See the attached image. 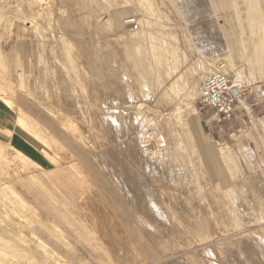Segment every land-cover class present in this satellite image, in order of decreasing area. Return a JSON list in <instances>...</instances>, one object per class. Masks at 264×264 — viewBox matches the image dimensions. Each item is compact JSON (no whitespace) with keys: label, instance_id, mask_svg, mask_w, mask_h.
Returning <instances> with one entry per match:
<instances>
[{"label":"rangeland","instance_id":"374dc122","mask_svg":"<svg viewBox=\"0 0 264 264\" xmlns=\"http://www.w3.org/2000/svg\"><path fill=\"white\" fill-rule=\"evenodd\" d=\"M218 1L209 61L173 0H0V100L61 142L21 115L48 168L0 144V264H264V0ZM217 62L231 121L197 99Z\"/></svg>","mask_w":264,"mask_h":264},{"label":"crops","instance_id":"0c3cea01","mask_svg":"<svg viewBox=\"0 0 264 264\" xmlns=\"http://www.w3.org/2000/svg\"><path fill=\"white\" fill-rule=\"evenodd\" d=\"M173 1L200 57L209 61L222 58L228 48L219 22L221 2L218 0ZM246 103L249 106L252 104L251 101ZM21 115H29L41 133L61 143L56 136H52L50 126L44 123L40 116L20 103V99L13 98L11 107L0 100V144L8 146L13 153H19L27 158L34 168L47 169V161L38 145L40 141L29 137L25 128L19 125L18 120L22 119ZM83 171L86 173L85 168ZM108 214L115 219L111 212L108 211ZM119 226L121 227L120 224Z\"/></svg>","mask_w":264,"mask_h":264},{"label":"built area","instance_id":"2783aa9c","mask_svg":"<svg viewBox=\"0 0 264 264\" xmlns=\"http://www.w3.org/2000/svg\"><path fill=\"white\" fill-rule=\"evenodd\" d=\"M129 24H133V21ZM256 95L263 97L264 89H259ZM239 96L221 62L215 63L207 70L197 90L199 104L212 110L221 121L235 119Z\"/></svg>","mask_w":264,"mask_h":264},{"label":"bare ground","instance_id":"6f19581e","mask_svg":"<svg viewBox=\"0 0 264 264\" xmlns=\"http://www.w3.org/2000/svg\"><path fill=\"white\" fill-rule=\"evenodd\" d=\"M249 4V3H248ZM247 5V4H246ZM251 5V4H250ZM247 12V11H246ZM253 12V11H252ZM250 13V12H249ZM254 13V12H253ZM251 14V13H250ZM255 15V14H254ZM248 17V16H247ZM249 19V18H248ZM254 20V19H253ZM248 27H249V22H248ZM255 27V26H254ZM252 28V27H251ZM255 29V28H254ZM251 34H252V32H251ZM259 60V59H258ZM247 64V63H246ZM259 64V63H258ZM241 75V74H240ZM141 93V92H140ZM115 117V116H114ZM19 121V124L22 126V127H25V125H24V123H23V121L20 119V120H18ZM110 121V120H109ZM113 121H115V119L113 120ZM121 122V121H120ZM120 122H118V123H120ZM128 122V121H127ZM120 125V124H119ZM66 126H67V128H69V130H70V128H74L75 126L73 125V124H71L70 122H68L67 121V123H66ZM116 128H118V127H116ZM74 130H75V128H74ZM71 131V130H70ZM73 135V134H72ZM80 140V139H79ZM147 166H148V168L151 166H149L148 164H147ZM150 169V168H149ZM149 172V174L151 175V176H157L156 174H155V172L151 169V170H148ZM82 175H84V174H82ZM122 176V175H121ZM84 177V176H83ZM123 178V177H122ZM119 175L116 177V180L118 181V182H120L122 185H124V183H125V187H126V189H127V191H128V195L130 196V197H134L135 198V196H134V194H133V192L130 190V186H129V184H127V182H125V180H123ZM85 181H86V178L84 179ZM128 185V186H127ZM89 186V185H88ZM89 188V187H88ZM91 192V191H90ZM145 193H146V198H148L149 200H150V203H152L151 205H154V202H153V200L151 199V195L148 193V191L145 189ZM153 208L155 209L154 210V212L156 213V215H159V218H162L163 216H162V214L159 212V210L157 209V206L155 205V206H153ZM110 219H111V223L112 224H114V226H115V228L119 231L120 229H121V227L119 226V224H118V222L113 218V217H111L110 216ZM161 220V219H160ZM107 224V223H106ZM147 226V225H146ZM54 227V226H53ZM149 228H150V226H148ZM113 228V227H112ZM151 230H152V228H150ZM152 231H154V230H152ZM37 242V241H36ZM38 244V243H37ZM264 244V243H263ZM117 247H118V244L116 245ZM253 247V246H252ZM43 249V248H42ZM249 249V248H248ZM40 251V250H39ZM117 251H118V256L119 257H121V256H123V253H124V251H122V250H118L117 249ZM51 253V252H50ZM262 256H264V255H262L261 254V257ZM50 258V257H49ZM57 258V257H56ZM112 258V257H111ZM262 258H264V257H262ZM60 260V259H59ZM177 262V261H176ZM57 263V262H56ZM173 264H176V263H173Z\"/></svg>","mask_w":264,"mask_h":264}]
</instances>
